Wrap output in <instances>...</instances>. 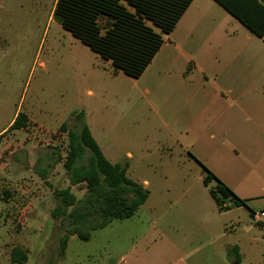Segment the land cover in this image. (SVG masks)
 <instances>
[{
  "label": "rangeland",
  "instance_id": "rangeland-1",
  "mask_svg": "<svg viewBox=\"0 0 264 264\" xmlns=\"http://www.w3.org/2000/svg\"><path fill=\"white\" fill-rule=\"evenodd\" d=\"M56 1L0 0V264H14V248L27 252L26 264H264V221L251 218L264 209L261 191L251 194V211L220 210L209 192L214 184H203L205 164L170 134L162 109L158 115L148 104L150 71L139 79L116 71L53 19ZM263 69L251 96L258 111ZM243 75L238 95L249 83ZM18 111L34 121L9 131ZM64 123L86 125L108 161L127 163L137 184L148 181L141 186L149 199L89 242L71 237L62 254L69 223L53 217L60 205L53 190L70 186ZM42 168H49L46 180ZM71 191L85 200L83 186Z\"/></svg>",
  "mask_w": 264,
  "mask_h": 264
},
{
  "label": "crops",
  "instance_id": "crops-1",
  "mask_svg": "<svg viewBox=\"0 0 264 264\" xmlns=\"http://www.w3.org/2000/svg\"><path fill=\"white\" fill-rule=\"evenodd\" d=\"M162 37L163 45L139 77L150 71L153 96L148 104L158 115L162 109L165 126L184 150L245 201L239 209L250 210L257 188L264 206V111L251 104L264 65V39L215 0H192L173 31ZM243 72L249 83L238 95L237 89H244ZM161 93L162 99L157 97Z\"/></svg>",
  "mask_w": 264,
  "mask_h": 264
},
{
  "label": "trees",
  "instance_id": "trees-1",
  "mask_svg": "<svg viewBox=\"0 0 264 264\" xmlns=\"http://www.w3.org/2000/svg\"><path fill=\"white\" fill-rule=\"evenodd\" d=\"M253 34L264 39V2L261 0H215ZM192 0H57L53 19L66 31L110 62L116 71L139 78L150 65L164 43L162 34L173 31ZM159 30V32L156 31ZM31 121L19 113L9 131L29 128ZM68 134V151L64 162L70 186L54 189L60 205L53 217L67 221L68 228L61 237L64 254L72 236L89 242L92 232L104 229L117 220L132 218L147 201L148 191L127 176L129 165L112 164L103 155L90 129L83 123L71 129L68 123L60 126ZM2 136H0V143ZM87 162L85 163V155ZM52 167V166H51ZM49 168L40 169L44 180ZM203 180L205 187L216 181L209 190L220 210L245 206L240 199L208 168ZM84 187L86 197L79 203L72 187ZM229 202V203H227ZM224 204L231 206L224 208ZM239 257L238 248L233 249ZM14 264H26L27 252L14 248Z\"/></svg>",
  "mask_w": 264,
  "mask_h": 264
},
{
  "label": "built area",
  "instance_id": "built-area-1",
  "mask_svg": "<svg viewBox=\"0 0 264 264\" xmlns=\"http://www.w3.org/2000/svg\"><path fill=\"white\" fill-rule=\"evenodd\" d=\"M229 206H230L229 204L223 205L224 208H227ZM251 218L253 219L254 222H263L264 221V211H260V212L251 211Z\"/></svg>",
  "mask_w": 264,
  "mask_h": 264
}]
</instances>
